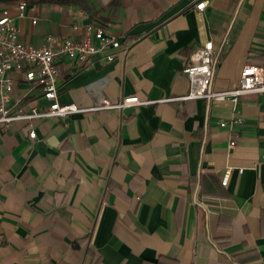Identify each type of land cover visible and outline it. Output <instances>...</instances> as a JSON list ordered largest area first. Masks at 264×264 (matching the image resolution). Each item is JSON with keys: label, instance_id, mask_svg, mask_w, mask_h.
<instances>
[{"label": "crops", "instance_id": "1", "mask_svg": "<svg viewBox=\"0 0 264 264\" xmlns=\"http://www.w3.org/2000/svg\"><path fill=\"white\" fill-rule=\"evenodd\" d=\"M20 1L0 15L27 46L93 26L122 47L57 63L59 102L86 111L0 128V264H264V94L240 97L243 123L221 128L230 101L185 99L183 73L208 41L215 92L264 67V0H25L19 17ZM11 78L13 100L46 104ZM134 96L148 104L90 110Z\"/></svg>", "mask_w": 264, "mask_h": 264}, {"label": "built area", "instance_id": "2", "mask_svg": "<svg viewBox=\"0 0 264 264\" xmlns=\"http://www.w3.org/2000/svg\"><path fill=\"white\" fill-rule=\"evenodd\" d=\"M206 1L197 3L196 9L203 11ZM26 1L18 3V16L23 17ZM33 25L36 20H32ZM122 47L119 39L113 35L105 34L100 28L88 26L84 35L79 39H59L52 36L45 38L41 47H32L23 44L19 38V31L7 10L0 15V128L7 129L18 121L32 122L39 119L65 118L70 115L86 111L73 104H61L57 94V63L66 61L75 66L83 67L88 61L102 50L115 51ZM113 59L112 54L108 61ZM216 55L211 41L195 49L183 69L189 84L187 100H229L235 117L229 121L219 123L221 128H233L243 123L237 118V105L240 97L247 94H264V67L256 64L245 65L239 75L237 86L234 89L215 92L211 89ZM15 74L27 85L36 87L44 105H33L28 108L20 100H13V80ZM138 97H124L116 103L106 99L101 100L90 110H123L133 106L146 105ZM29 138L34 139L35 133L29 132ZM264 138V136H263ZM236 145L232 139L230 148ZM260 158L264 162V147L261 149ZM229 172V171H228ZM228 175L221 180V185L226 186Z\"/></svg>", "mask_w": 264, "mask_h": 264}, {"label": "trees", "instance_id": "3", "mask_svg": "<svg viewBox=\"0 0 264 264\" xmlns=\"http://www.w3.org/2000/svg\"><path fill=\"white\" fill-rule=\"evenodd\" d=\"M17 0H0V3H11V2H16ZM29 2H34V3H56V4H62V5H70L73 6L76 1L75 0H27ZM219 242V245H224V242H220L222 239H217Z\"/></svg>", "mask_w": 264, "mask_h": 264}]
</instances>
